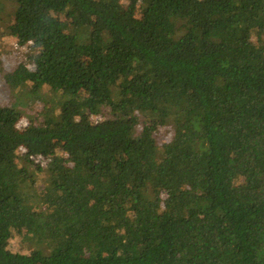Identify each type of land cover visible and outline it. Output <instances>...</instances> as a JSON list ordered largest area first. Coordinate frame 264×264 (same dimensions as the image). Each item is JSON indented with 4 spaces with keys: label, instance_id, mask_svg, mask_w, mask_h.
<instances>
[{
    "label": "trees",
    "instance_id": "16d2710c",
    "mask_svg": "<svg viewBox=\"0 0 264 264\" xmlns=\"http://www.w3.org/2000/svg\"><path fill=\"white\" fill-rule=\"evenodd\" d=\"M138 1L16 0L0 264H264V0Z\"/></svg>",
    "mask_w": 264,
    "mask_h": 264
},
{
    "label": "rangeland",
    "instance_id": "374dc122",
    "mask_svg": "<svg viewBox=\"0 0 264 264\" xmlns=\"http://www.w3.org/2000/svg\"><path fill=\"white\" fill-rule=\"evenodd\" d=\"M2 3L6 5V11L5 14H2V11L0 10V68H2V70L0 69V81L2 79V74L12 72L19 65V63H22L26 60L31 52V50L23 47L20 44H17V37L14 36L12 32L13 30L11 26L14 23L13 6L16 3V0H2ZM120 9L122 11V14L119 18V23L122 26L130 25L143 13V9L141 8L138 0H130L128 4L126 3V6L122 4L120 6ZM124 10L125 12H123ZM81 20L83 23L89 22V19H87L86 17H81ZM62 21L64 23L70 22V20L64 18ZM67 31L76 36L81 33V29L79 27H77L76 29H74V27L68 28ZM74 59L79 66H85L89 61V58L85 55H82L81 53H77ZM83 86L85 91L92 88V85L87 81L83 82ZM40 98L43 104H47V106H50L49 97L46 95V93H43ZM20 102L21 99L19 97H17L16 99H12L11 97H9L7 92H5L3 86L2 88H0V110L9 108L13 109L14 111H18L22 116L18 123V128L25 129L29 126V120L37 115L38 110L36 109L42 108V104L39 103L36 107L32 108L30 106L27 107L25 103ZM96 103L100 105H109L110 93L108 91H98L96 93ZM163 128L167 129L166 126ZM157 145L158 147L161 146L160 143H157ZM93 150L95 153H103L102 145H97Z\"/></svg>",
    "mask_w": 264,
    "mask_h": 264
}]
</instances>
